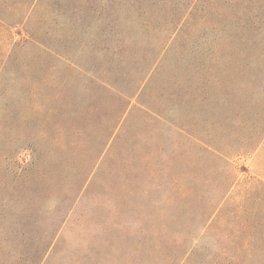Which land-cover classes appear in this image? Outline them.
Here are the masks:
<instances>
[{
    "label": "rangeland",
    "instance_id": "1",
    "mask_svg": "<svg viewBox=\"0 0 264 264\" xmlns=\"http://www.w3.org/2000/svg\"><path fill=\"white\" fill-rule=\"evenodd\" d=\"M257 144L264 0H0V264H264Z\"/></svg>",
    "mask_w": 264,
    "mask_h": 264
},
{
    "label": "crops",
    "instance_id": "2",
    "mask_svg": "<svg viewBox=\"0 0 264 264\" xmlns=\"http://www.w3.org/2000/svg\"><path fill=\"white\" fill-rule=\"evenodd\" d=\"M198 141H200V139H198ZM261 143V142H260ZM256 147L258 148H256L257 150L255 151V153L256 154H258V153H260V152H263L264 153V149H262L261 147H260V144H257L256 145ZM217 152V151H216ZM264 157V156H263ZM264 160V159H263ZM262 178L264 179V174H263V176H262Z\"/></svg>",
    "mask_w": 264,
    "mask_h": 264
}]
</instances>
